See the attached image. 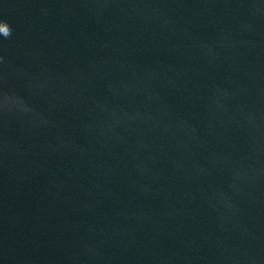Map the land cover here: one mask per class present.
<instances>
[{
    "label": "water",
    "instance_id": "water-1",
    "mask_svg": "<svg viewBox=\"0 0 264 264\" xmlns=\"http://www.w3.org/2000/svg\"><path fill=\"white\" fill-rule=\"evenodd\" d=\"M0 264H264V0H0Z\"/></svg>",
    "mask_w": 264,
    "mask_h": 264
},
{
    "label": "clouds",
    "instance_id": "clouds-1",
    "mask_svg": "<svg viewBox=\"0 0 264 264\" xmlns=\"http://www.w3.org/2000/svg\"><path fill=\"white\" fill-rule=\"evenodd\" d=\"M0 28L4 29L3 31H0V37L7 39L11 36L12 29L10 25L7 23V21L0 22Z\"/></svg>",
    "mask_w": 264,
    "mask_h": 264
},
{
    "label": "snow or ice",
    "instance_id": "snow-or-ice-1",
    "mask_svg": "<svg viewBox=\"0 0 264 264\" xmlns=\"http://www.w3.org/2000/svg\"><path fill=\"white\" fill-rule=\"evenodd\" d=\"M4 29L3 28H0V31H3Z\"/></svg>",
    "mask_w": 264,
    "mask_h": 264
}]
</instances>
